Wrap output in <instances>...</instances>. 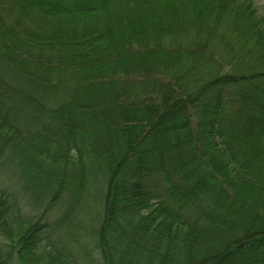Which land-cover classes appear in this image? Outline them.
I'll list each match as a JSON object with an SVG mask.
<instances>
[{
    "label": "trees",
    "instance_id": "obj_1",
    "mask_svg": "<svg viewBox=\"0 0 264 264\" xmlns=\"http://www.w3.org/2000/svg\"><path fill=\"white\" fill-rule=\"evenodd\" d=\"M13 159L49 210L98 182L91 264H264V13L254 0H0V162ZM37 218L0 190L11 254L84 264L48 257Z\"/></svg>",
    "mask_w": 264,
    "mask_h": 264
},
{
    "label": "rangeland",
    "instance_id": "obj_2",
    "mask_svg": "<svg viewBox=\"0 0 264 264\" xmlns=\"http://www.w3.org/2000/svg\"><path fill=\"white\" fill-rule=\"evenodd\" d=\"M260 13H264V0H254ZM14 159L12 161L0 162V190H4L10 195L17 205V210L27 217H33L35 221L38 216H43L51 226L49 236L57 245L54 254L48 257H63L68 252L71 259L81 261L84 264H91V261L97 260L95 245L97 242V230L101 218L99 212L100 191L97 188L98 182L91 186L90 196L64 195L62 201L54 205L50 210L45 208L48 199L34 198L33 192L28 191L24 186L21 172L17 168ZM87 206L84 207V203ZM11 247L0 227V258L4 264H23L14 253H10ZM9 252V253H8ZM63 252V253H62ZM60 258V257H59ZM62 260V258H60Z\"/></svg>",
    "mask_w": 264,
    "mask_h": 264
}]
</instances>
